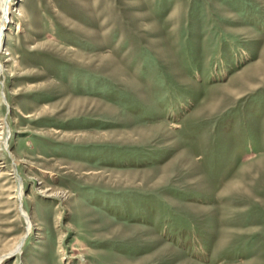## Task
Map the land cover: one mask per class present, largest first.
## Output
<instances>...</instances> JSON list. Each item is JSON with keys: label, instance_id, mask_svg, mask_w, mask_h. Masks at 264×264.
I'll return each instance as SVG.
<instances>
[{"label": "rangeland", "instance_id": "rangeland-1", "mask_svg": "<svg viewBox=\"0 0 264 264\" xmlns=\"http://www.w3.org/2000/svg\"><path fill=\"white\" fill-rule=\"evenodd\" d=\"M12 3L0 264H264V0Z\"/></svg>", "mask_w": 264, "mask_h": 264}, {"label": "bare ground", "instance_id": "bare-ground-1", "mask_svg": "<svg viewBox=\"0 0 264 264\" xmlns=\"http://www.w3.org/2000/svg\"><path fill=\"white\" fill-rule=\"evenodd\" d=\"M17 10H15L14 12H16ZM12 16H13V3L12 0H0V48L2 46V43L4 41V35H5V30L8 27V24L12 21ZM1 53V52H0ZM10 52L8 50V48H5V52H3L4 56H10ZM7 61V60H6ZM3 64L0 60V74L3 71ZM0 135H3V128L0 125ZM5 175H13L12 172H6ZM22 188H21V184L19 182V186L17 187V196L16 197H21L22 196ZM22 210V209H21ZM20 213L22 215L25 214V211H20ZM26 217V216H25ZM32 216H28V218L26 219V223H27V230L28 232L31 231V226H32ZM19 243L16 245V247L11 251V253L14 252H18L19 250ZM3 257V256H1Z\"/></svg>", "mask_w": 264, "mask_h": 264}]
</instances>
